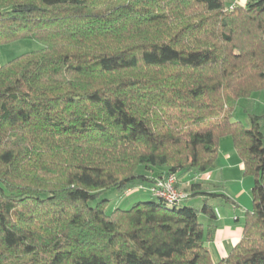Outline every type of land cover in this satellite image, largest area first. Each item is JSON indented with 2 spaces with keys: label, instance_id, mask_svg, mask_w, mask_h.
Masks as SVG:
<instances>
[{
  "label": "trees",
  "instance_id": "1",
  "mask_svg": "<svg viewBox=\"0 0 264 264\" xmlns=\"http://www.w3.org/2000/svg\"><path fill=\"white\" fill-rule=\"evenodd\" d=\"M19 41L41 48L0 66V264H213L207 201L227 198L177 175L211 171L226 137L252 209L218 264H264L263 117L244 106L264 90V0H0V47ZM107 191L150 198L107 213Z\"/></svg>",
  "mask_w": 264,
  "mask_h": 264
},
{
  "label": "crops",
  "instance_id": "2",
  "mask_svg": "<svg viewBox=\"0 0 264 264\" xmlns=\"http://www.w3.org/2000/svg\"><path fill=\"white\" fill-rule=\"evenodd\" d=\"M225 1L228 7L231 5L243 7L247 2V0ZM244 106L248 114L263 117L260 122V131L264 136V90L255 93L244 103ZM242 171L243 165L236 156L233 147L229 148V145H226L225 149L218 148V158L211 171L201 175L193 173L177 175V185L180 190L190 184L199 183L201 192L221 194L227 198V200L210 198L207 201L216 216V219L209 224L212 227V237L206 244L213 264H218L225 259L231 249L241 240L244 215L252 209L253 183L250 178L243 177ZM146 196L150 198L149 195L146 194ZM203 201V197L196 196L184 204L200 208ZM200 218L203 224H207L208 219L205 215L201 214Z\"/></svg>",
  "mask_w": 264,
  "mask_h": 264
},
{
  "label": "rangeland",
  "instance_id": "3",
  "mask_svg": "<svg viewBox=\"0 0 264 264\" xmlns=\"http://www.w3.org/2000/svg\"><path fill=\"white\" fill-rule=\"evenodd\" d=\"M40 48L41 46H39V44H37L36 42H30V41H19L11 45L0 47V66L21 55L34 52ZM232 120L241 122L246 128L249 127L247 116L241 108L237 109L234 112ZM231 144H232V141L229 137L222 138L219 141L218 148L222 147V149H225L226 145H229V148L233 147V145L231 146ZM138 173L142 174L143 170H139ZM146 186L147 184H144L143 187H146ZM221 186L225 187L226 185H221ZM104 199L110 201L106 209L107 213H110L112 210L116 208L122 209V210H128L130 207L133 206V204H136L139 202H148L147 201L148 197L144 194L143 191L138 194L133 192L131 194H128V196H120L115 191H107L104 194H102L99 200H104ZM96 202H90L89 205L93 207L95 206ZM199 222L202 223L201 218Z\"/></svg>",
  "mask_w": 264,
  "mask_h": 264
},
{
  "label": "built area",
  "instance_id": "4",
  "mask_svg": "<svg viewBox=\"0 0 264 264\" xmlns=\"http://www.w3.org/2000/svg\"><path fill=\"white\" fill-rule=\"evenodd\" d=\"M173 185V179L170 178L165 182H158L156 196L163 199L167 205H174L179 203L185 196L177 193Z\"/></svg>",
  "mask_w": 264,
  "mask_h": 264
}]
</instances>
